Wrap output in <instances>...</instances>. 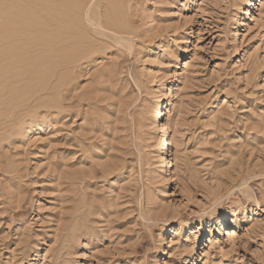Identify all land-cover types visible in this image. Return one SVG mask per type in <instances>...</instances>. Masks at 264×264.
<instances>
[{
    "label": "rangeland",
    "instance_id": "1",
    "mask_svg": "<svg viewBox=\"0 0 264 264\" xmlns=\"http://www.w3.org/2000/svg\"><path fill=\"white\" fill-rule=\"evenodd\" d=\"M0 15V264H264V0Z\"/></svg>",
    "mask_w": 264,
    "mask_h": 264
},
{
    "label": "bare ground",
    "instance_id": "2",
    "mask_svg": "<svg viewBox=\"0 0 264 264\" xmlns=\"http://www.w3.org/2000/svg\"><path fill=\"white\" fill-rule=\"evenodd\" d=\"M115 4V3H114ZM72 5V4H71ZM67 6V5H66ZM98 6V4H97ZM99 7V6H98ZM73 9V8H72ZM110 9V8H109ZM103 10V9H102ZM95 26L97 27H101L104 29V26L101 24L102 21L100 20V17H101V13L95 11ZM109 12V11H108ZM109 15H110V12H109ZM7 20V17L3 16V15H0V37L3 39V41H6L9 37H7L6 35H4V32L6 34H8L7 32V29L9 27V25L5 24L6 22L4 21ZM55 19V18H54ZM105 19V18H104ZM57 22V21H56ZM62 24H63V21L61 20ZM42 23V22H41ZM109 27L110 26H113L114 27H117V26H120V23L117 21V19L115 17H113V15L111 16H108V19H107V23H106ZM65 26V25H64ZM41 27V26H40ZM112 28V27H111ZM5 30V31H4ZM121 32V31H120ZM116 33V32H115ZM4 47L1 48V50L3 49ZM5 49H3L2 51H4ZM26 51V50H25ZM1 52V51H0ZM27 52V51H26ZM3 54V53H2ZM1 59V58H0ZM8 59V58H6ZM15 59V57H14ZM4 67V66H3ZM163 104L164 102L161 100V99H157L155 101V104L153 105L152 109V119L158 123V125H160L161 127V130L160 132L161 133H165L166 134V138L164 140L161 141V145L158 149V156L161 157V158H164V163H165V167H170V165H172V162L171 160L169 159V155H170V148L172 146V139H171V136L168 134L169 132V128L166 126V124H164L163 122V118L165 116V113L163 112V110L161 109L163 107ZM235 234V233H234Z\"/></svg>",
    "mask_w": 264,
    "mask_h": 264
}]
</instances>
